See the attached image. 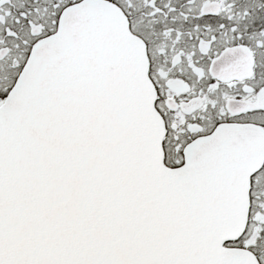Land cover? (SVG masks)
<instances>
[{
	"label": "snow or ice",
	"instance_id": "snow-or-ice-1",
	"mask_svg": "<svg viewBox=\"0 0 264 264\" xmlns=\"http://www.w3.org/2000/svg\"><path fill=\"white\" fill-rule=\"evenodd\" d=\"M0 264H264V0H0Z\"/></svg>",
	"mask_w": 264,
	"mask_h": 264
}]
</instances>
